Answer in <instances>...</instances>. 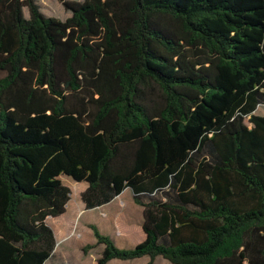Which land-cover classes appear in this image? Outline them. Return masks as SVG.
<instances>
[{
    "label": "trees",
    "instance_id": "trees-1",
    "mask_svg": "<svg viewBox=\"0 0 264 264\" xmlns=\"http://www.w3.org/2000/svg\"><path fill=\"white\" fill-rule=\"evenodd\" d=\"M59 2L0 0V264L53 256L62 176L142 209L96 264H264V0Z\"/></svg>",
    "mask_w": 264,
    "mask_h": 264
},
{
    "label": "rangeland",
    "instance_id": "rangeland-1",
    "mask_svg": "<svg viewBox=\"0 0 264 264\" xmlns=\"http://www.w3.org/2000/svg\"><path fill=\"white\" fill-rule=\"evenodd\" d=\"M40 10L48 17H55L65 20L69 15L59 0H37ZM82 2L83 0H68ZM25 17L29 16L27 8L23 9ZM256 115L264 116V105H260L255 112ZM64 185L71 189V199L68 203V212L75 213L71 223H63L61 227L65 231L63 237L58 238V249L51 260V264H96L104 249L103 245H98L91 226L95 225L99 232L110 237L115 245L122 249L135 247L144 238L142 232V209L137 206L130 189L123 191L122 198L116 197L111 203L93 210H85L82 207L81 192L85 190V182H76L70 177L62 176ZM120 195V196H121ZM123 202L121 215L113 218L111 214L115 207H120ZM110 216L108 217V215ZM50 221V219H49ZM54 223V221H50ZM57 236L59 231L56 232ZM61 238V239H60ZM60 239V240H59ZM94 246L84 252V247ZM148 257L132 260H113L111 264H147ZM119 262V263H117ZM109 263V262H108ZM153 264H171L166 259L159 257Z\"/></svg>",
    "mask_w": 264,
    "mask_h": 264
},
{
    "label": "crops",
    "instance_id": "crops-1",
    "mask_svg": "<svg viewBox=\"0 0 264 264\" xmlns=\"http://www.w3.org/2000/svg\"><path fill=\"white\" fill-rule=\"evenodd\" d=\"M36 2L38 3V5H39V1H37L36 0ZM69 12V11H68ZM71 16V13L69 12V15L67 16V18H69ZM66 18V19H67ZM86 187H87V185H86ZM86 187H85V189H86ZM83 192V191H82ZM81 192V193H82ZM122 196L123 195H121V196H119V198H122ZM124 204H123V202H121V206L119 207H115V210L111 213V214H114L113 215V218L112 219H114L115 217H117L118 215L117 214H119V215H121V213H122V210H123V208H124V206H123ZM82 207H84V205L82 204ZM85 209V208H84ZM75 216V213H71V212H68V204H67V206H66V211L62 214V215H60L59 217H55V218H53V217H48L47 219H46V223L52 228V230L54 231V234H55V237H56V241H57V245H56V248H55V251H54V253H53V256L45 263V264H51V260H52V258H54V254L57 252V249H58V238L57 237H63V235L65 234V231L63 230V228L61 227V225L63 224V223H68V222H70L71 223V220L73 219V217ZM110 216V214L108 215V217ZM49 219H50V221H54V223H51L50 221H49ZM59 231V235L57 236V234H56V232H58ZM143 232V231H142ZM143 234H144V232H143ZM60 238V239H61ZM144 238H145V234H144ZM144 238H143V240H144ZM59 239V240H60ZM142 239L140 240V242H142L143 241ZM139 242V243H140ZM139 243H137V244H139ZM136 244V245H137ZM135 245V246H136ZM134 248V247H133ZM145 257H147V256H144V257H142V258H145ZM159 258V257H158ZM157 258V259H158ZM139 259H141V258H139ZM114 260H118V259H114ZM134 260H137V259H134ZM148 260H149V257H148ZM113 260H111L109 263H107V264H111V262H112ZM120 261H122V260H120ZM127 261H132V260H127ZM149 262V261H148ZM117 263H119V262H117ZM121 264H124V263H121Z\"/></svg>",
    "mask_w": 264,
    "mask_h": 264
}]
</instances>
